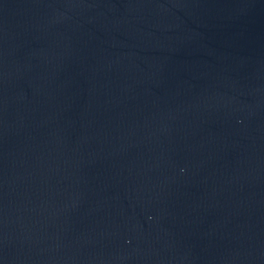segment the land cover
<instances>
[{
    "label": "water",
    "instance_id": "water-1",
    "mask_svg": "<svg viewBox=\"0 0 264 264\" xmlns=\"http://www.w3.org/2000/svg\"><path fill=\"white\" fill-rule=\"evenodd\" d=\"M0 264H264V0H0Z\"/></svg>",
    "mask_w": 264,
    "mask_h": 264
}]
</instances>
